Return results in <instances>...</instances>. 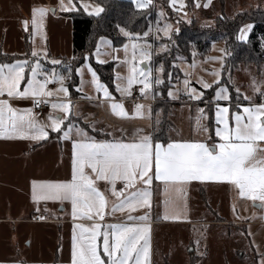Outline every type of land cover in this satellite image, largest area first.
<instances>
[{
    "label": "rangeland",
    "instance_id": "374dc122",
    "mask_svg": "<svg viewBox=\"0 0 264 264\" xmlns=\"http://www.w3.org/2000/svg\"><path fill=\"white\" fill-rule=\"evenodd\" d=\"M207 2L208 0H173V3H170V0H152L149 5L155 7L161 23L154 24L151 27L148 37L133 34L142 38L139 41L140 43L146 42L151 45L149 60L145 61L137 57L134 62L145 70L151 67L153 69L151 75H155V70L161 64H163V67L166 64L164 61L166 59L165 51L170 46V38L179 30L182 23L197 22L198 25L203 27L210 26L214 24L215 19L221 14L234 17L240 11L264 5V0H211L209 6L205 8L203 5ZM197 3H199V7H197ZM96 5L104 9L100 0H0V41H2L1 38L4 36L6 45H4L3 50L16 55L10 61L2 63H13L23 60L34 62L38 59L43 71L50 74V82L46 87L53 93L52 96L44 98L49 99L50 102H60L70 98L72 109L70 115L73 120L78 126L84 128L95 137H103L106 132L103 125L120 130L131 127V132L116 130L117 133L125 134L127 137H133L137 130L146 135V132L152 128L151 134L155 137L156 134H163L164 130L166 133H173L172 127L174 125H171L173 121L179 128L178 131L181 136H189L190 123L183 121L184 118L182 120L178 119V115H175L176 112L172 107L173 103H170L172 106L166 108L163 104H160L164 101L160 100L159 103L156 100V85L152 84L151 81L149 89L146 90L147 94L140 93L139 89L143 87L142 84H133L130 95H124L117 90L116 85L120 82L117 77L128 74V67L123 61L126 57L131 61L132 57L131 47H129L127 53L124 51V45H130L131 43L128 38L118 46H115L107 36L99 38L93 53L94 57H91L90 53L86 52L85 57H87V60L84 58L80 65L74 67L78 77V84L75 88L90 99L85 102L72 98L73 95L70 92L68 82L71 80L72 71H69V69L71 62L74 60V54L72 47V19L68 14L71 11L83 10L86 14L97 15L93 12ZM85 6H87V10H85ZM35 7H44L49 9V11L43 17L42 29L33 33L31 21L32 9ZM25 20L29 22L27 30L23 24ZM165 24L172 25L169 37H165L163 34ZM248 24L251 23L245 25ZM249 33L250 31L247 33V39ZM107 41H111V44H108ZM161 45H164L165 48L163 51L158 52L157 49ZM221 49L224 51H221ZM33 50L38 53L36 57H32ZM97 52H99V55H97ZM194 53L195 55H192L191 60L179 58L174 65L176 68L170 66L167 71L163 68V71L159 73L164 83L160 85L161 88L160 86L158 87L162 90L165 84H170L166 93L172 101H180L182 96L189 99V94L184 91L183 81L185 79L189 81L191 88L196 89L198 93L203 92L204 94L206 89H203L199 81L211 84L215 90L218 85L214 82L217 80L221 81L223 78L225 67V44L223 41H214L210 51L205 55L195 51ZM218 57H222V59H212ZM91 58L100 63L115 62L116 78L114 79L113 88L101 81L96 73L99 81L107 87L111 94V100L104 97L103 92L97 90L91 82L92 76L88 71V66L90 65L95 71ZM158 59L161 61H158ZM53 61H59L60 63H53ZM77 69H81L82 75L77 72ZM216 73H219V76ZM51 74L70 76V79H66L64 82L65 87L68 89L67 98L63 92L58 91L59 83L51 81ZM30 75V68H25V79L21 81L20 91H23ZM37 79L41 80L43 76L38 75ZM227 81L231 83L234 89L233 95L228 84H222L228 88L229 95L230 97L233 96L232 100L234 102L237 94H239L240 98L239 103H242L245 98L253 97L255 99L256 95L264 92V64L261 66H257L254 63L240 64L233 71L227 73ZM169 91L175 92L177 98H171L168 95ZM152 95H154L153 105L151 103ZM212 96H215V91ZM208 97L210 99L211 96L207 94L205 99ZM113 98H119V101H114ZM19 102L22 109L33 107L31 99H21ZM111 102L122 103L129 116L127 118L116 116L111 111ZM136 104L143 106L141 109L143 115H133ZM157 104H159V107L154 112L153 107ZM181 110L184 111L185 109L181 108ZM179 111L177 110V112ZM50 113L56 115L59 114V110H53L50 107L45 121ZM93 123L96 131L89 127ZM99 129L104 131L100 132L98 131ZM111 133L113 132L111 131ZM233 187L235 186L233 185ZM231 194L233 199H231L230 206H225L223 202L226 195L224 188L212 193L210 196L212 202L209 205L207 204L206 190L201 188L199 194H195L193 203L191 202L194 210L193 220L201 217V212H205L204 210L209 206L213 210L212 213H216L212 216L213 219L217 222H225L224 224L199 225L198 223L185 222L184 220L189 218L187 208L186 218L181 217L178 220L163 219L162 221H157L156 224L149 223L151 232L148 264H260L261 258L264 257V201L253 199L251 195L242 197L236 188L232 189ZM173 199L186 202L189 208V197L185 190L183 194L168 192L167 196H164L162 200L156 201L151 216L156 219L162 216L165 210V201ZM257 204H260V206H257ZM51 207L53 206H48L47 208L50 209ZM226 207H229L226 217L231 221L250 220L256 222L242 227L243 225L241 224L226 221L224 217ZM143 212L132 215L139 216ZM205 213L208 214V210ZM12 215L15 217L28 216L17 212L5 214L1 211L0 204V216ZM47 215L49 219L53 218V220L51 219L45 223L35 221L36 218L41 217H43L42 221L46 220L47 216L43 215H35L29 221L0 219V264H10V262L18 260H21L22 264L24 261H26L24 264H28V261L30 264H46L47 261H53L56 258L59 263L71 264L74 223L88 226L92 223L81 220H69V218H72L69 208L62 210L59 214L60 218H62L59 222L54 220L55 216H58L57 212L47 213ZM207 217L212 218L210 214ZM77 233H79V230H77ZM29 240L31 241V246L26 245ZM98 243L102 244L100 238H98Z\"/></svg>",
    "mask_w": 264,
    "mask_h": 264
},
{
    "label": "snow or ice",
    "instance_id": "6c2138e0",
    "mask_svg": "<svg viewBox=\"0 0 264 264\" xmlns=\"http://www.w3.org/2000/svg\"><path fill=\"white\" fill-rule=\"evenodd\" d=\"M132 2L137 8L144 9L151 4L152 0H132ZM170 3H173V0H170ZM210 3L211 0H208L203 6L207 8ZM48 11L49 9L44 7L32 9L33 33L42 29V20ZM102 11L99 5L93 9L97 15ZM28 23L27 20L23 21L26 30ZM252 27V24L245 25L240 30L238 39L246 40L247 33ZM171 28V24H165L163 28L165 37H169ZM119 31L131 41L130 45H124V51L127 53L131 47L132 57L131 61L127 57L123 61L128 67V74L117 77L120 81L116 85L117 90L124 95H130L133 84H142L143 87L139 91L147 94L146 90L150 87V81L156 86L162 85L164 81L159 73L163 71V64L155 70V75H151L153 72L151 67L145 70L134 62L137 57L148 61L151 45L146 42L140 43L141 37L134 36L123 27L119 28ZM150 31L151 28L143 33V37H148ZM107 43L111 44V41ZM164 48L165 46L161 45L157 51H163ZM221 51L224 50L221 49ZM37 55L38 53L33 50L32 57ZM85 59L87 60V57ZM212 59H222V57ZM53 63L60 62L53 61ZM25 68H30L31 75L23 91H20L21 81L25 79ZM88 71L92 76V84L97 90L103 92L104 97L111 100L107 87L99 81L90 65ZM77 72L82 75L81 69H77ZM38 75H42L43 79L38 80ZM49 75L43 71L38 59L34 62L23 60L0 63V138L46 142L49 139V132H52L56 134L59 141L71 143V179L32 182L33 200L70 202L74 220L80 217L94 221L90 226L74 223L71 264H148L151 232L148 221L151 219V195L154 181L162 183L165 192L181 194L184 193L185 184L190 181H228L237 186L240 196L251 195L253 199L264 201V149H260L256 143L264 141V102L243 107L242 111L232 112L230 116L228 115L229 107L216 103L214 105L217 125L215 135L219 137L218 143L177 141L165 145L156 142L151 133L145 135L140 130L133 134L129 142L117 139L115 136L111 139L98 140L78 126L70 115L71 100L67 98L68 89L64 85L65 80L70 79V76L51 74V81L59 83L58 91L63 92L67 99L60 102L41 99V97L53 95L46 87L50 82ZM216 75L219 76V73ZM183 83L184 91L189 94L190 99L199 101L202 98L203 92L198 93L196 89L191 88L187 79ZM199 83L202 84L203 89L212 87L204 81ZM214 83L218 85L214 100L227 101L235 108L240 107L239 94L233 102L228 88L223 86L220 80ZM5 94L7 99L4 98ZM168 95L173 99L177 98L173 91H169ZM261 95L264 97V93ZM29 97L33 99L34 106L51 103L52 109L59 110V114L50 113L46 121H41L32 108H14L10 103L13 98ZM142 107L136 104L133 115H143ZM110 108L118 117L129 116L122 103L111 102ZM198 112L200 115L197 117L196 127L199 131L207 133L208 124L203 122L207 114L204 109H198ZM229 120L233 122L231 126ZM89 127L96 131L94 123ZM86 168L91 169L95 180H103L111 185L112 193L117 197L126 190H131L120 203L113 205V210L124 207L130 210L143 208V214L139 216L130 214L127 219L132 223L102 225L95 222L97 218L100 221L105 218L106 198L96 187L93 178L86 173ZM117 182H121L123 188L117 190ZM37 188H39V195ZM186 208V202L175 199L166 200L164 214L157 218L164 220L186 218ZM98 238L102 240V244L98 243ZM260 264H264V257L261 258Z\"/></svg>",
    "mask_w": 264,
    "mask_h": 264
},
{
    "label": "crops",
    "instance_id": "0c3cea01",
    "mask_svg": "<svg viewBox=\"0 0 264 264\" xmlns=\"http://www.w3.org/2000/svg\"><path fill=\"white\" fill-rule=\"evenodd\" d=\"M0 45L2 47V51L5 54L12 55L9 52L3 50L4 45H6V41L4 40V36L1 38ZM116 78V76H115ZM102 81V80H101ZM105 83V82H104ZM264 93V92H263ZM259 93L249 99H243L242 103H240L239 108H235L230 105L227 101H216L213 99L202 100L204 98V94L202 98L197 100L186 99L185 96H182L180 101H172L170 99V103H173V110L176 112L175 115H178V119L183 121H187L190 123V135L189 136H181L179 133V128L177 127L176 123L173 121L171 125H174L173 133L167 132V138L164 140L155 139L156 142L161 144H167L169 142H177V141H196V142H207V143H218L219 137L215 135V107L216 103H220L222 106H227L230 109L229 116L232 112L235 111H242L243 107L251 106L252 104H260L264 102V97ZM78 97H72L75 100L79 101H89V97H86L82 92L77 95ZM153 96L151 99V103L153 105ZM188 97V96H186ZM5 99L7 96L5 94ZM232 99V97H230ZM31 99L32 98H25ZM114 101H119V98H113ZM21 99H11L10 103L14 108L22 109L20 106ZM234 102V101H233ZM51 107V106H50ZM184 108L185 110H181ZM50 109V108H49ZM47 109L39 119L41 121H45L46 114L49 112ZM198 109H204L205 113L207 114L206 119L203 121L204 123L208 124V132L199 131L196 127L197 124V117L200 115ZM34 112V105L32 107ZM177 110H180L177 112ZM35 113V112H34ZM213 118L214 125H211L210 119ZM179 121V122H183ZM233 122L229 120V124L231 126ZM176 126V129H175ZM104 130L106 129L105 134L103 137H96L99 139H111L115 136L117 139H123L125 142H129L132 137H127L125 134L122 135L121 133H117L116 130L121 131L120 129H114L109 126H104ZM152 128H150L146 134L152 133ZM111 131L113 133H111ZM124 132H131L132 128H124ZM111 134V135H109ZM211 137V139H209ZM257 145L260 149H264V141H257ZM86 173H88L92 178L93 181L106 198V215L103 221H100L98 218L95 222L101 224H111V223H132L129 221L127 217L131 214H136L138 212L144 211L143 208H136L134 210H130L128 207H124L123 209H115L113 210V205L120 203L131 190H126L120 197L113 195L111 190V185H109L106 181L95 180V175L91 173V169H85ZM71 179V143L68 141H59L55 133L49 132V139L46 142H38L33 141L30 139H6L0 138V204H1V211L5 214H9L11 212H17L24 214L27 217H15V216H0L2 220H16L20 219L23 221H29L35 215H43L47 216V219L41 222H48L53 218L48 217L47 213H58V216H55L54 220L57 222L61 221L60 213L62 210H66L69 208L71 213V204L70 202H60L55 200H33V188L32 182L33 181H67ZM234 184L231 186V182L228 181H190L185 184V193L189 197V208L187 207V213L189 218L184 220L185 222L191 223H198L199 225H220L224 224L225 222H217L213 219V215L216 213H212L213 210L207 206L208 214L205 212H201V217L193 220L194 210L192 209L191 202L193 203V198L195 194H199L201 188L206 190V197H207V204H211L210 196L212 193H216L217 190L220 188H224L226 191L224 204L225 206H230L232 194V189L237 188V186L233 187ZM139 186V182H138ZM123 188V184L121 182H117L116 189L119 190ZM238 192V191H237ZM168 192L164 191V185L160 182L154 181L152 185V195H151V213L154 210V205L156 201L162 200L164 196H167ZM37 194L39 195V188H37ZM206 203V201H205ZM227 203V205H226ZM48 206H53L50 209L47 208ZM61 206L63 209H61ZM258 206V205H257ZM189 211V212H188ZM229 212V207H226V212H224V217L226 221L237 223L243 225L242 227H246L249 224L255 223L256 221L250 220H241V221H231L227 218V214ZM150 213V215H151ZM212 218H209V216ZM123 215V216H120ZM223 215V214H222ZM72 216V215H71ZM126 216V217H125ZM205 216V217H204ZM204 217V218H203ZM58 218V219H57ZM69 220H74L73 217L69 218ZM75 220L86 221L89 223H93L87 218H80L77 217ZM163 219H156L151 216V219L148 221L150 224H156L157 221H162ZM195 221V222H194ZM248 223V224H247ZM240 228V227H239ZM246 229V228H245ZM25 242V239H24ZM27 246H31V241L29 240L26 243ZM18 246V243H17ZM26 261H24L25 263ZM23 263V264H24ZM10 264H22L21 260L12 261ZM28 264L30 262L28 261ZM46 264H62L59 263L58 259H54L53 261H47Z\"/></svg>",
    "mask_w": 264,
    "mask_h": 264
},
{
    "label": "trees",
    "instance_id": "16d2710c",
    "mask_svg": "<svg viewBox=\"0 0 264 264\" xmlns=\"http://www.w3.org/2000/svg\"><path fill=\"white\" fill-rule=\"evenodd\" d=\"M103 3V12L99 15L86 14L83 10L71 11L68 15L72 19V47L74 60L71 62L72 71L71 80L68 86L73 97L79 95L76 90L78 77L74 67L80 65L85 58V53H90L94 57L98 40L101 36H107L115 46L121 45L127 40L119 28L123 27L131 34L143 35L144 32L157 24L161 23L158 12L155 7L149 5L147 8H137L132 0H100ZM253 24L247 40L238 39L241 28L247 24ZM221 40L225 44V67L222 83H227L232 95L233 87L227 81V73L233 71L240 64L254 63L257 66L264 64V5L238 12L234 17H228L224 14L219 15L213 25L200 26L196 23H182L177 32L170 38L169 48L165 51L166 59L165 71L176 68L174 65L179 58L191 60L195 52L205 55L214 41ZM175 41V43H173ZM16 55L5 54L0 45V63L13 59ZM92 59V65L95 68L100 80L109 87H114L115 82V62L100 63ZM158 61H161L158 59ZM74 62V63H73ZM176 62V63H175ZM164 74V73H163ZM170 84H165L159 89L155 88L156 100L164 101L160 104L164 107L172 106L170 98L167 96V88ZM161 88V86H160ZM161 90V92H159ZM213 87L206 89L205 96L209 94L212 97ZM210 97V99H211ZM233 98V96H232ZM155 100V101H156ZM159 104L154 105V112L157 111ZM165 108V109H166ZM213 126V118L210 119ZM164 130L163 134H156L154 139L164 140L167 137Z\"/></svg>",
    "mask_w": 264,
    "mask_h": 264
},
{
    "label": "built area",
    "instance_id": "2783aa9c",
    "mask_svg": "<svg viewBox=\"0 0 264 264\" xmlns=\"http://www.w3.org/2000/svg\"><path fill=\"white\" fill-rule=\"evenodd\" d=\"M41 99H46L48 101H50L49 99L47 98H44V97H41ZM51 106V103H42L40 104L39 106H34V112L36 114H38V117H41L43 115V113L49 109ZM35 221H42L41 218H36Z\"/></svg>",
    "mask_w": 264,
    "mask_h": 264
},
{
    "label": "water",
    "instance_id": "95a60500",
    "mask_svg": "<svg viewBox=\"0 0 264 264\" xmlns=\"http://www.w3.org/2000/svg\"><path fill=\"white\" fill-rule=\"evenodd\" d=\"M258 206H260V204H257ZM61 209H63V207L61 206Z\"/></svg>",
    "mask_w": 264,
    "mask_h": 264
}]
</instances>
